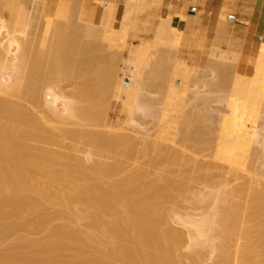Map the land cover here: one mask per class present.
Masks as SVG:
<instances>
[{
  "label": "bare ground",
  "instance_id": "1",
  "mask_svg": "<svg viewBox=\"0 0 264 264\" xmlns=\"http://www.w3.org/2000/svg\"><path fill=\"white\" fill-rule=\"evenodd\" d=\"M52 2L55 0H6L3 7L0 6V264H264V171L251 165L252 161L259 157L261 159V151L264 148V133H259L257 125L259 114H264V110L259 108L257 111L253 109L254 103L249 104L253 95L257 96L255 99L259 96L262 97L259 99L264 98V58L255 56L264 49V35L260 36L256 46L252 43L246 48L243 59L245 64H251L250 69L246 67L244 70H235L232 66L235 56L233 53L221 51L220 55H215L227 59L229 62L226 64L232 67L231 69L223 64V60L220 65L222 72L227 70L224 74L229 73V68L232 74H240L241 80L247 81L245 89H239L245 90L241 93L243 95H239L245 97L241 106L237 104L238 100L243 98H235L234 100H237L233 106L230 103L233 100L227 99V95L224 96V100L227 99L228 102L226 106L232 104L230 108L233 113L229 110V114L232 113L230 117L235 118V122L231 120L235 129L230 128L232 125L228 121L231 119L227 115L228 110L225 111L226 116H220L218 129L220 124L228 122L230 126L223 128L228 126L226 130L235 132L233 135L228 131L231 132L228 135L226 130L220 127L223 129L222 135H228L226 143L222 139L221 144L229 145L223 146L226 149L224 150L219 144L224 152L218 146L214 147L217 152L211 151L214 154L216 152V157L218 151H221L219 159L214 158L218 161L221 160L222 154L224 157L221 161L227 158L229 149L226 147L231 146L230 152L234 154L228 156L227 166L222 168L226 170L225 175L219 173L222 181H214L219 185L216 186L209 183L212 179L210 175L215 172L210 169L213 162L212 166L207 162L209 167L205 165L206 162H202L200 168L199 160L196 159V165L194 159L193 163L191 162L192 155L188 156L189 159L185 158L194 166L189 169V164L184 165L187 173L192 169L196 172L197 175L194 174L193 177L181 169L183 173L179 169L175 172L177 168L174 167L178 166L176 163L179 158L174 156L176 161L174 166L171 163L172 168L165 164L168 166L166 168H170H165L168 171L160 170V175L157 174L159 171L154 174L152 172L155 168L162 166L159 162L174 160V152L171 154L172 150L169 149L171 146L166 145L169 151L164 149L166 146L161 150V143L153 141L154 146H149L148 150L146 144L143 145V139L140 141L137 136L138 140L132 137L135 141L129 144L128 136L131 134L127 132L126 136L124 132L117 131L118 128L114 132L107 120L104 130H101L102 121V128L99 126V120L106 115L104 111L107 112L105 107L108 99L100 100V94L105 98L107 92H96L99 86L94 87H97L100 80L97 77L114 76L113 80L107 79L112 80L110 83L106 80L109 83H106V89H109L114 105L120 103L122 108L127 107L130 122H133L131 113L137 112L141 115L144 111L145 114L148 112L145 109H150L145 105L148 101L146 94H151V88L156 85L162 87L163 91V95L160 92L163 105L159 117L163 129L170 127L173 115L184 109L187 92L192 86L190 81L193 78V67L186 64L183 56L198 59L196 56L202 53L200 36L203 33L198 34V30L192 27L190 17L184 13L183 8H174L170 3L161 7V0H121V14L115 27L113 19L117 11V0H57L53 7ZM92 3L100 7L97 21ZM153 8L156 12L150 14ZM226 10L224 9V12ZM148 12L152 17H157V23L152 27L153 22L147 20L150 15L145 14L147 17L144 22H151L152 27H149L151 37L145 38L138 34L136 23L142 14ZM224 12L219 14L222 19L226 17ZM26 14L32 16L29 21L23 23ZM183 21H186L184 29ZM144 30L147 29H143L145 33ZM81 39H86L85 46L91 40L97 42L100 48L94 41L91 44L95 43V49H101V54L105 56L102 61L107 65L101 63V54H97L100 56L97 60L101 61H98L99 65L106 67V71L103 65V70L101 69L105 73L99 70L98 65V74L94 75L93 69L90 72L91 60L97 64V60L91 55L90 61H87L85 55L89 68L82 67L84 63L80 60L77 64L76 57L74 58L76 49L81 46L77 52L83 53L82 49L88 52ZM213 42L225 41L217 37ZM76 44L78 47L74 51ZM89 47L88 45V49ZM62 48L66 49L64 53ZM213 52L215 53L212 49L208 54L213 55ZM80 53L75 55H78L77 59H80ZM71 55L75 59L74 64L69 63V60L72 61ZM60 58L68 59V63L74 68L69 65L71 70H68L70 68L59 61ZM82 59L84 60V56ZM64 62L67 63L65 60ZM75 64L78 67L82 65L81 69ZM112 65L117 67L114 68L117 70L114 74H111ZM211 67L213 72L214 67ZM86 68L88 73L85 72ZM72 69H75V74ZM77 69L81 72L85 70L84 75L93 74L91 78L95 86L87 83V75V78H83L86 79L84 81L87 87L89 85L94 88L89 90L96 92L99 98L84 89L86 87L82 88L85 85ZM100 72L105 75L101 76ZM223 77L221 82L224 81ZM80 83L82 86H78ZM103 83L101 80L99 84ZM71 85L81 87L85 93L71 89ZM238 85L240 84L238 83L237 87ZM102 89L104 90L105 86L103 88L102 85L100 90ZM191 89L193 91L194 88ZM198 92L194 93V97L201 99ZM83 95L85 98L87 95L86 100L89 105L93 103L94 107L90 105L89 108L88 104H84ZM209 96L214 95L211 93ZM95 97L96 101L92 100ZM212 97L210 99L214 101ZM97 102L106 105L104 110L98 111L103 112L101 115L95 110V107L100 109L95 106ZM107 103L109 106V102ZM201 114L203 113H200V119L207 115L205 113L201 117ZM262 119L261 128H264V116ZM200 121L202 123L203 120ZM98 126L100 128H97ZM195 131L191 133L192 137L189 133L185 135L187 132L181 136L191 139L197 132L204 133L198 129ZM164 132L159 134V139H163L161 134ZM206 136L204 141L196 138V145L198 142L197 146L202 149ZM223 136L218 134L217 140L220 141ZM207 140L209 142L213 138ZM227 142H231V145ZM188 143L190 145V142ZM256 144L260 145V148L255 146ZM205 147L207 148V145ZM146 149L150 151V155L154 150V156L152 154L148 157ZM211 157L214 161L213 156ZM139 158H144V166L155 167L153 171L150 172L151 167L147 169L132 165L137 163ZM215 162L217 163L216 160ZM262 163L261 166L264 161ZM204 167H208L212 173L208 170L205 172ZM169 171L182 174L176 175L179 177L176 178L171 176ZM232 180L238 181L230 187L229 182ZM190 182L193 185L203 183L200 184L201 187L195 186L199 191L206 188L204 186H207L209 191H215L211 192L213 194L202 192V195L194 190L198 195H191L188 192L195 187L191 185L189 189L190 185L187 186ZM209 184L212 185L211 188ZM185 193L189 199L195 196L194 200L197 202H193L194 206L200 202H209L208 205L212 209L207 205L211 210L206 209L205 213L200 212L201 214L196 212L197 216L199 214L196 219L191 216L190 211L186 210L188 214L179 212L178 207L184 209L181 201L186 197ZM198 205L195 206L196 210ZM36 232L42 235L32 236Z\"/></svg>",
  "mask_w": 264,
  "mask_h": 264
},
{
  "label": "rangeland",
  "instance_id": "2",
  "mask_svg": "<svg viewBox=\"0 0 264 264\" xmlns=\"http://www.w3.org/2000/svg\"><path fill=\"white\" fill-rule=\"evenodd\" d=\"M3 0H1L0 1V6H2L3 7V5H4V3H5V1L6 0H4V2H2ZM57 0H55V2H56ZM55 2H52V7L53 6H55L54 4H55ZM1 8V7H0ZM156 10V9H155ZM154 10V8L153 9H151L150 10V14H153V13H155L156 11ZM194 9H192V11H193ZM155 11V12H154ZM152 12V13H151ZM189 12H191V11H189ZM120 14H121V9H119L118 10V12L117 13H115V15H114V19H113V22H114V25H115V27L117 26V24H118V19H119V17H120ZM145 14H147V16L148 15H150L149 14V12L148 13H144V14H142L141 16H140V18L138 19V21H137V23H136V27H137V29L140 31V29L142 28V30L139 32L138 31V34L140 33L141 34V36L142 37H145V38H149V37H151V35L150 34H152L151 33V31L149 30L150 28H152V27H154L155 25H156V23H157V17H152L151 15L148 17L149 19H147V20H149V21H152L153 22V24H152V27H151V22H149V21H147V23L146 22H144V21H146L145 20V18L147 17ZM31 16L32 15H29V14H26L25 15V18H24V21H23V23H26L27 21H29V19L31 18ZM225 16H226V14H225ZM154 18V20H150V19H152V18ZM224 20H226L227 19V17H224L223 18ZM145 23H143V22ZM141 23V26H140V23ZM22 23V24H23ZM147 24V25H146ZM150 25V26H149ZM31 26H32V23H31ZM143 26V27H142ZM147 27V28H146ZM150 27V28H149ZM32 27H29V29H31ZM28 29V30H29ZM71 29H72V27H71ZM143 29H147V30H144V31H146L145 33L143 32ZM29 31H31V30H29ZM149 33V34H148ZM139 34V35H140ZM28 37H30V36H28ZM205 35L204 34H201V36H200V43H201V46H203V47H201L200 48V50H201V52L202 53H200L199 55H197L196 56V58H198L197 60H195V58H192V59H190L189 60V66L192 68L193 67V75H192V80L190 81V85H192L190 88H189V92H187V97H186V101H185V106L183 105V110H185V112H183V110H181V112H179V113H177V114H175V115H173V117L171 118V125H170V127H168V128H162L161 127V123H160V109H161V107H162V102H161V100H162V96L160 95V92L162 93V95H163V91H162V87H158L157 85L154 87V88H151V94H146L147 95V99L146 100H148L150 103H148V101H146V103H145V105H146V107H150V109H148V108H145V109H147L146 111H148V112H146V114H145V111H144V113L142 112V114L140 115L139 113H137V112H133V113H131L132 115V120H133V122L131 121L130 122V118H128V115L130 114L129 113V111L127 110V107L125 108V106H123V108H122V105L119 103V104H116V105H114L112 102H113V98H112V95H110L109 93V89L107 90L106 88L108 87V85L107 84H109L112 80H113V78H114V76L113 75H110L109 77H105L104 75H102V73H105V72H103L102 70L104 69V71H106L105 70V65H107V63H105V61H102V60H104L105 58V56H103L102 54H101V49H98V48H100L99 47V45L97 44V42L95 41V40H91V42L93 43V41L96 43V45L98 46V48L97 49H95V43L94 44H91V42L89 41V44H88V41L86 42L90 47H89V49H88V45L87 46H85L86 44L84 43L85 41H86V39H85V41L83 40L82 41V39H81V41H82V43H84L83 44V46H85V47H87V48H85V47H82V48H85V49H87L88 50V52H89V54H86V53H88V52H85V50L83 51V49H82V51L81 52H83V53H80V52H77V50H79L80 49V47H78L77 46V44H76V46L74 47V51H75V49H76V52H74V53H80V55L83 57L84 56V60L82 59V57L80 56V59H77V58H79L78 57V55L77 56H75L76 54H74V58L76 57V62H78L77 64H79L80 62H82V63H84L85 65L87 64L88 65V62L87 61H90L92 58H93V56H94V59L95 60H97V58L99 59V55L101 54V57L103 58H101L100 60L102 61H100V60H97V64H95V61H93V59L91 60V62L92 63H94L93 65H91L92 63H90V72H92L91 71V69H93V74L95 75V74H98L97 72H98V69L99 70H101L102 69V65L103 64H105V65H103V69L101 70L102 71V73L100 74L101 76H104V78L102 77H97V78H99L98 80H99V83H101V80H103V84H99L98 83V85H97V83H96V85H97V87H94V88H98V86H99V90L97 91L96 89V92H99V93H106L107 92V95H104V96H106L105 98H103V95L102 94H100V96H101V98H100V100L101 99H104V100H106L107 101V99H108V101L107 102H109V106H108V103L106 102V104H107V106L105 105V104H103V105H101L102 103L101 102H97V103H95V104H97V105H95V106H98V108H100V109H97L96 107H95V110L97 111V113H98V111L99 110H104L105 108H107L106 110H107V112L106 111H104L105 113H106V115L104 114V116H103V120L101 119V120H99V122H100V124H99V122H98V124H99V126L101 125V121L103 122L102 123V129L101 130H104L105 128H104V123L106 122V120H107V122H108V124H109V126H111L113 129L112 130H115L116 128H118V130L117 131H119L120 133L121 132H124V134H126V136H127V134L129 133V134H131V135H133V136H131V135H129L128 137H129V140H130V143L129 144H131V142L133 143L135 140H133L132 139V137L134 138V137H140V141L142 140V142H143V145L144 144H146L145 146L147 147V149L149 150V146L151 147V146H154V144H153V141H158V142H160L161 143V145H159V146H161L162 148H161V150L164 148V146H166V145H168V146H171V148L169 147V149H171L170 151L172 152L171 154H173V152H174V154L172 155V158H174V160L173 161H167V163H166V161H165V163H162V162H164V161H161V162H159L160 163V166H161V168L160 167H158L156 164H155V166L156 167H158L157 169L155 168V167H153V168H155V171L154 172H152V173H154V174H156L155 172H157V171H159V173L157 172V174H161V171L160 170H163V172H166V171H168V170H166V169H170V168H166V166L167 165H171V163H173L172 165L174 166V163H175V157H176V159H178L177 160V162L178 163H176V164H178V166H176L175 165V167L174 168H177V170H175V172H177L178 171V169H179V171H181V170H183V172L184 173H187V169L185 170V166L187 165L188 166V164H189V169L190 168H192V166H193V164L191 165V163H189V162H187L186 160L187 159H189V157L188 156H190V155H192L193 156V158H192V156H190L191 157V162H192V160L194 159V165H196V163L195 162H197L198 160L201 162V163H199L200 165H199V167L201 168V166H202V162L203 163H205L206 162V164L205 165H209V164H207V162L209 161L210 162V164H211V162H213L212 164H213V166H212V164H211V166L212 167H210V169H212V172H213V169H214V171L215 172H213V175L211 176L210 175V177L212 178L211 180H210V178H208V181L210 180V182L209 183H211V184H214V185H216L217 183H219V181H220V183H221V181H222V177L220 176V174L221 175H225V172H226V170L225 169H223L222 170V168L223 167H225V166H227V163H228V156L230 155V154H234L233 152H230V148H231V146H230V148L229 147H226V148H228L229 150H228V153H227V160L226 159H224V161H221L222 160V158L224 157V155L222 154V158L220 157V159L221 160H217V159H219V156H221V151L219 150L220 148H221V150H222V152H224V150H226L224 147L226 146V145H229V144H225L226 142H225V140L227 141V136L229 135V133L231 134V132H232V130L231 129H229V130H226L227 128H229L228 126H230V125H232V124H234L233 122H235V120L233 121V119H235L233 116L234 115H232V117L233 118H231L230 116H231V114L233 113L232 112V108H230V106L232 107V104L233 103H235L236 102V100L237 99H240V98H243V99H240V100H242V101H240V100H238V106L240 105H242L243 103L242 102H244V96H239V95H243V94H241V93H243L242 91H244L245 92V90H240L239 91V89L240 88H242V89H245V86L247 85V81L246 80H241V78L239 77V75L237 74H232V67H230V66H228L229 64H226L227 62H229L227 59H222V58H220V57H215V55L217 54V55H220V53H221V51H223L224 53H233L235 56H234V60H233V62H232V66H233V68L235 69V70H239L241 67H240V65H241V61H244V59H243V57H244V54H245V52H246V46H241V45H235V47H234V45L232 46L229 42L227 43V45H229V46H232L229 50H223V46H224V44L223 43H225V42H220V43H217V42H211V43H206V39H205ZM80 40V39H79ZM79 40H77V41H79ZM77 43V42H76ZM80 43V45H81V42H79ZM91 44V45H90ZM79 45V44H78ZM245 45V44H244ZM92 48V49H91ZM216 48V49H215ZM213 49V51H215V53L213 52V55H210V54H208V52L209 51H211ZM63 50V53H64V51H66V49L64 50V48H62L61 49V51ZM99 50V51H98ZM97 51V52H96ZM98 52H99V55H97L98 54ZM92 53V54H91ZM83 54V55H82ZM85 55H87V61H85ZM92 56V58L90 59L89 57H91ZM96 55H97V57H96ZM255 56L256 57H259V59H262V58H264V49L263 50H261V51H259V52H257L256 54H255ZM70 58H72V61L71 60H69V63H73L74 64V62H75V59L73 58V56L71 55V57ZM209 58V59H208ZM216 58H217V60H216ZM61 59V58H60ZM89 59V60H88ZM206 59H208V60H206ZM222 59V60H221ZM64 60L67 62V63H65L64 62ZM78 60V61H77ZM79 60H80V62H79ZM216 60V61H215ZM223 60L225 61V62H223ZM59 61H62L63 62V64H67V66L70 68V66L69 65H72V64H69L68 63V59L66 60V59H61V60H59ZM71 61V62H70ZM98 61L99 62H101V63H103V64H101V65H99V63H98ZM214 61V62H213ZM220 63H219V62ZM186 62V61H185ZM204 62H205V64H204ZM209 62V63H208ZM222 62H223V64L225 63L226 65H227V67H229V68H231V69H229V68H227L228 69V71H229V73L228 74H224V73H227V70H226V72L223 70V72H222V70L221 69H223L222 67H221V65L220 64H222ZM262 62H264V61H262ZM84 64H82V65H80V66H82V67H88L87 65L86 66H84ZM99 66V68H98V66ZM211 65L214 67L213 68V72H212V70H210L212 67H211ZM67 66L66 65H64V67H65V69H67ZM75 66H77L76 64H75ZM80 66L78 67V69H81L80 68ZM95 66H97V67H95ZM113 66V71L111 70V74H114V73H116V69H117V67L115 66V65H112ZM115 66V67H114ZM195 66V67H194ZM205 66V67H204ZM211 68H210V67ZM72 68H74L73 67V65L71 66ZM77 67H75V68H77ZM96 69H95V68ZM105 67V68H104ZM223 67H224V65H223ZM89 68V67H88ZM98 68V69H97ZM114 68H116V69H114ZM197 68H199V69H197ZM201 68V69H200ZM208 68V69H207ZM225 68H226V66H225ZM76 70V71H78V72H80V74L82 75L81 77L83 78V76H85L86 78H87V76H88V80H87V83H89V85H91V86H95V82H92L93 80H92V78L91 77H93L92 75V73L90 74V72H89V74L91 75H84L85 73H84V71L85 70H83L82 72L81 71H79V70ZM111 69H112V67H111ZM205 69H207L206 71H205ZM218 69H219V71H218ZM68 70H71V68L70 69H68ZM73 70V69H72ZM116 70V71H115ZM197 70V71H196ZM220 70H221V72H220ZM75 71V69L73 70V72ZM115 71V72H114ZM209 71V72H208ZM77 72V73H78ZM85 72H87L88 73V69L86 68V71ZM95 72V73H94ZM197 72V73H196ZM211 72V73H210ZM214 72H215V74H216V76H215V74H214ZM231 72V73H230ZM202 73V74H201ZM222 73V74H221ZM74 74H75V72H74ZM200 74H201V76H200ZM232 74V75H231ZM76 75H78V74H76ZM206 75V76H205ZM208 75V76H207ZM212 75H214V76H212ZM232 76V78L230 77V76ZM223 77V82H221L222 81V77ZM80 77V76H79ZM80 77V78H81ZM90 77V78H89ZM204 77V78H203ZM212 77H213V79H212ZM241 77H243V75L241 76ZM79 78V79H80ZM96 78V76H94V80H96L95 79ZM108 78H110V79H112V80H107ZM211 78V79H210ZM226 78H228V79H226ZM238 78H240V79H238ZM84 79L85 78H83V84L85 85V86H82V84L80 83L78 86H82V88L83 87H86V88H84V89H86L87 91L90 89V90H93L94 88H91V86H89L88 85V87L86 86V84H85V81H84ZM216 79H218V80H216ZM230 79H233V80H230ZM86 80V79H85ZM106 82H105V81ZM89 81V82H88ZM156 81H158V79H156ZM237 82V83H235V82ZM96 82H97V80H96ZM197 82V83H196ZM216 82H219V83H216ZM231 82L233 83L232 85H231ZM107 83V84H106ZM193 83H195V84H193ZM214 83V84H213ZM223 83H225L226 85H224ZM229 83V84H228ZM234 83L236 84V85H234ZM240 84V85H238V87H237V84ZM105 84V85H104ZM103 85V88H104V86H105V89L103 90L102 89V91L100 90V87ZM217 85H222L223 87H218ZM228 85V86H227ZM230 85V86H229ZM234 85V86H233ZM74 87V86H72L71 85V89H78L79 91L82 89L81 87ZM160 86V85H159ZM74 87V88H73ZM198 87V88H197ZM229 87H231V89L229 88ZM234 87V88H233ZM88 88V89H87ZM191 88H194L193 89V91H199L198 93H199V95H200V97H201V99H197V98H195L194 96H195V92H193L192 91V89ZM196 88V89H195ZM201 91H200V90ZM223 91H222V90ZM89 90V92H91L92 93V95H95L97 98H99L98 97V94L96 93V92H94V91H90ZM214 90V91H213ZM226 90H228V91H226ZM238 90V91H237ZM154 91H155V93H154ZM158 91V92H157ZM216 91V93H214ZM226 91V92H225ZM81 92H82V90H81ZM191 92V93H190ZM236 92H237V94H236ZM239 92V93H238ZM83 94L85 93L84 92V90H83V92H82ZM91 93H89V94H91ZM154 93V94H153ZM211 93L215 96H209V95H211ZM234 93V94H233ZM229 94H230V96H229ZM108 95H109V98H111V99H109L108 98ZM202 95V96H201ZM205 95V96H204ZM226 95H227V97H226ZM233 95V96H232ZM236 95H237V97H236ZM90 96V95H89ZM161 96V97H160ZM193 96V97H192ZM208 96V97H207ZM218 96V97H217ZM223 96V97H222ZM224 96L228 99L229 98V100H233V102L231 101L230 103H232V104H229L228 105V107L230 108H228L227 106H226V103L228 104V102L226 101V100H224ZM229 96V97H228ZM93 98L92 100H95V99H97V98ZM206 98V100H204L205 98ZM212 97V99L214 98L215 100L213 101V100H211L210 98ZM255 97L257 98V96H254L253 95V97H251L252 98V100H251V102L249 103V99H248V103L249 104H251L252 105V103H254L253 104V109H255V110H257V109H259V108H261V109H259V110H264V98L263 99H259V98H262V97H260L259 96V98L258 99H255ZM264 97V96H263ZM83 98H84V104L85 105H87V106H89V108H90V105H92V107H94L93 105V103L92 104H90L89 105V103H88V100H86L87 99V95H86V98H85V95H83ZM90 98H92V97H90ZM150 98V99H149ZM161 98V99H160ZM195 98V99H194ZM208 98V99H207ZM235 98H237L236 100H234ZM216 99H217V101H216ZM92 100H91V102H92ZM158 100V101H157ZM211 100V101H210ZM228 100V101H229ZM96 101V100H95ZM98 101V100H97ZM196 101V102H195ZM205 101V102H204ZM235 101V102H234ZM239 101H240V103H239ZM247 103V104H248ZM186 104H187V106L188 107H186ZM197 104V105H196ZM210 104V105H209ZM152 105V106H151ZM190 105V106H189ZM191 105H192V107H191ZM206 105V106H205ZM106 106V107H105ZM233 106H235V104H233ZM105 107V108H104ZM155 107V108H154ZM159 107V108H158ZM185 107H186V109H185ZM197 107V108H196ZM202 107V108H201ZM187 108L189 109V110H187ZM200 108V109H199ZM207 108V109H206ZM211 108V109H210ZM196 109H198V110H196ZM226 109V110H225ZM94 110V109H93ZM92 110V111H93ZM200 110H201V112H200ZM202 110H203V112H202ZM205 110H207V111H205ZM223 110V111H222ZM228 110V111H227ZM229 110H230V112H232L231 114H229L230 112H229ZM96 111H95V113H96ZM150 111V112H149ZM191 111V112H190ZM199 111V112H198ZM213 111V112H212ZM225 111H227V115H229V119L230 120H228V119H226V120H228V121H230L229 123H231L230 125L228 124V122H226L227 124H220V126H219V129H218V122L220 121L219 119L221 118L220 116H222L223 114V116H226V114H225ZM258 111V110H257ZM183 112V113H182ZM193 112V113H192ZM194 112H197V113H195L194 114ZM96 113V114H97ZM152 113V114H151ZM182 113V114H181ZM189 113V114H188ZM200 113H203V114H207V115H205V116H203L202 117V115L203 114H201V119H200ZM221 113V114H220ZM94 114V113H93ZM101 114H103V112H99L98 113V115H101ZM155 115V116H154ZM196 116L197 118H194V116ZM199 116V117H198ZM211 116V117H210ZM214 116V117H213ZM263 116H264V114L263 113H261V114H259V117H258V123H257V125H258V131H259V133L261 134H263L264 132V128H261V125H262V122H263ZM100 117V116H99ZM98 117V118H99ZM186 117H188V118H186L187 120H185V118ZM194 119H193V118ZM228 117V116H227ZM101 118V117H100ZM159 118V119H158ZM203 120L202 121V123H201V121L199 120ZM188 119H190L189 121H188ZM204 119H206V120H204ZM182 122H181V121ZM184 120V121H183ZM215 120V121H214ZM219 120V121H218ZM231 120L233 121V122H231ZM204 121H206V122H204ZM126 122V123H125ZM188 122V123H187ZM191 122H194L195 124H193V123H191ZM213 122V123H212ZM216 122H217V124H216ZM180 123H182L181 125H180ZM187 123V124H186ZM191 123V124H190ZM201 123V124H200ZM221 123V122H220ZM175 124V125H174ZM187 125V127H186V125ZM207 124V125H206ZM126 125V126H125ZM185 125V126H184ZM222 125V126H221ZM224 125V126H223ZM226 125H228L227 126V128H223V127H225ZM96 126V125H95ZM97 127V128H100V127ZM129 126V127H128ZM183 126H184V128H183ZM203 126H205V127H203ZM209 126L210 127V129H209V127L207 128V127ZM182 127V128H181ZM189 127L193 130V131H195V132H197V129H198V131L200 130V132H202V131H204V133H199V132H197L196 133V135L193 137V138H191L190 139V137H192V135H191V133H193V131H191V129L189 130ZM198 127V128H197ZM199 127H201V128H199ZM203 127V128H202ZM220 127H222L223 129H225L226 130V134H228V135H222V128H220ZM233 127V129H235V127H234V125H232L230 128H232ZM95 128V127H94ZM187 128V129H186ZM196 128V129H195ZM96 129V128H95ZM121 131H120V130ZM127 129V130H126ZM185 129H186V131H185ZM262 129V130H261ZM99 130V129H98ZM178 130H180V131H178ZM202 130V131H201ZM218 130H220L221 131V133L218 131ZM261 130V131H260ZM165 131V132H164ZM182 131V132H181ZM228 131H231V132H228ZM234 132H235V130H233ZM114 132H116V130L114 131ZM128 132V133H127ZM136 132V133H135ZM161 132H164L163 134H161L162 135V137H163V139H159L158 137H159V134L161 133ZM185 132H187L186 134H185ZM209 133L210 134V136H209V134H207V133ZM218 132V133H217ZM234 132H232V134L234 135ZM188 133H189V136L190 137H186L187 138V140H188V142H190V145H189V143L187 142V140H186V138H183V136H181V135H188ZM243 133V132H242ZM212 134L214 135L213 137H212ZM218 134L220 135L221 134V136H223V137H220L219 139H220V141L219 140H217V136H218ZM243 134H245V133H243ZM243 134H240V135H243ZM261 134V135H262ZM205 135H207L206 136V142H203V143H205L203 146H201V147H203V149L202 148H200L199 146H197L199 143L197 142V145H196V141H197V137H198V139L200 140V139H203V138H205ZM246 135V134H245ZM199 136H202V138L201 137H199ZM136 137V138H137ZM180 137V138H179ZM185 137V136H184ZM224 137H225V139H224ZM227 137V138H226ZM233 137V136H232ZM231 137V138H232ZM246 137L248 138V136L246 135ZM138 138L136 139V140H138ZM145 138V139H144ZM181 138H183V140L185 139V141L183 142V140L181 139ZM211 138H213V140L211 141H209V142H207L208 140L207 139H211ZM230 138V137H229ZM230 138V139H231ZM135 139V138H134ZM177 139V140H176ZM192 139H195L194 141L192 140ZM223 139V140H222ZM233 139V138H232ZM231 139V140H232ZM133 140V141H132ZM175 140V141H174ZM182 142H181V141ZM198 140V141H199ZM215 140V141H214ZM223 142H225L224 144H221V142L222 141ZM229 140V139H228ZM202 141H204V139L202 140ZM173 142V143H172ZM232 142V141H231ZM231 142H227V143H230V145H231ZM193 143V144H192ZM202 143V142H201ZM210 144V145H208V144ZM214 143H216V144H214ZM151 144H153V145H151ZM159 144V143H158ZM214 144V145H213ZM218 144V145H217ZM219 144H221L222 145V147L224 148V150L222 149V147H220L219 146ZM207 145V148L205 147ZM193 146V147H192ZM213 146V147H212ZM215 146H218V147H220L218 150L220 151H218V157H216L217 156V154H216V152H217V150L216 149H214V147ZM255 146H258L259 148H260V145H258V144H256ZM145 147V148H146ZM172 147H173V149H172ZM195 147V148H194ZM217 147V148H218ZM152 148H154V147H152ZM213 148V149H212ZM146 149V150H147ZM151 149V148H150ZM164 149H166L167 151H169L168 150V148H167V146H166V148H164ZM204 149H206V150H204ZM148 150L146 151V153L148 152ZM153 150V149H152ZM202 150V151H201ZM205 152H204V151ZM209 150V151H208ZM213 150H216V152H215V154L212 152ZM264 148L262 149V151H261V154H262V156H261V159H260V157H259V159H256V160H254L255 161V163H254V161H252L250 164L253 166H257L258 168L260 167L261 168V170L262 171H264V165H262L261 166V164H263L262 162L264 161L263 159H264ZM164 151V150H163ZM196 151H198V152H196ZM176 152H178L177 154H176ZM202 152V153H201ZM208 152V153H207ZM211 152V153H210ZM236 152V151H235ZM263 152V153H262ZM179 153L181 154V156H179ZM194 155H193V154ZM153 154V155H152ZM152 156H154V154H155V152H154V150H153V152H152ZM206 154V155H205ZM208 154V155H207ZM210 154H212L211 156H213V159L216 157L217 159H214V161H212V157L210 156ZM214 154V155H213ZM220 154V155H219ZM148 157L149 156H151L150 155V151L148 152ZM182 155H184L183 157H182ZM202 155H204V156H202ZM175 156V157H174ZM178 156V157H177ZM196 158H195V157ZM202 156V157H201ZM188 157V158H187ZM208 157V158H207ZM211 157V160L209 159ZM185 158H187L186 160H185ZM200 158H202L201 160H200ZM143 160H144V158H142ZM141 158H139V159H137V163H135V164H132V165H136V166H143L144 168H147V169H151L152 167L151 166H148V165H146V166H144V164H143V160H142ZM196 159H197V161H196ZM215 160L217 161V163L215 162ZM258 160H259V162H258ZM145 161V160H144ZM183 161L184 162H186V163H183ZM190 161V160H189ZM226 161V162H225ZM260 161H261V163H260ZM192 162V163H193ZM214 162H215V164H214ZM222 162H224V163H222ZM257 162V163H256ZM259 163V164H258ZM165 164H167L166 166H165ZM186 164V165H185ZM218 164H225V165H218ZM248 165H249V163H247ZM180 165V166H179ZM185 165V166H184ZM246 165V164H245ZM203 166H204V164H203ZM253 166V167H254ZM133 167V166H132ZM135 167V166H134ZM151 167V168H150ZM168 167V166H167ZM171 167V166H170ZM209 167V166H208ZM208 167H204V171L205 172H208V171H210L211 172V170H209L208 169ZM249 167V166H248ZM256 167V168H257ZM153 168H152V170H150V172L151 171H153ZM163 168V169H162ZM166 168V169H165ZM172 168V167H171ZM193 168H194V166H193ZM220 168V169H219ZM251 168V167H250ZM255 168V167H254ZM259 168V169H260ZM135 169V168H134ZM165 169V170H164ZM181 169V170H180ZM203 169V168H202ZM201 169V171H203ZM174 170V169H173ZM198 170V169H197ZM208 170V171H207ZM219 170H220V172H219ZM222 170V171H221ZM133 171V170H132ZM170 171H172V170H170ZM169 171V173L171 174V176L173 175L174 177L176 176V175H178V176H180V174H182V173H175V172H170ZM204 171H203V173H204ZM194 172V173H193ZM211 172V173H212ZM222 172V173H221ZM191 173V174H190ZM193 173V174H192ZM196 172L195 171H193V169H192V171H190V172H188L187 174L188 175H191V176H193L194 177V174H195ZM198 173V172H197ZM220 173V174H219ZM249 173H251V172H249ZM154 174H152V175H154ZM215 174V175H214ZM217 174V175H216ZM248 173H246V175H247ZM152 175H151V177H152ZM195 175H197V174H195ZM249 175H251V174H249ZM150 176V175H149ZM156 176V175H155ZM178 176H176V178L178 177ZM209 176V175H208ZM214 176V177H213ZM179 178V177H178ZM213 178H214V180H213ZM216 178H217V180H216ZM220 178V179H219ZM262 179H264V178H262ZM214 181H218L217 183H214ZM235 181H238V180H232V182H229L230 184H229V186L231 187V186H234L235 184H236V182ZM213 182V183H212ZM188 182H186V184H187ZM192 182H190L189 184H188V186L187 187H189V185H190V188L189 189H191V185H193V184H191ZM200 184H203V183H199V185ZM207 184V183H206ZM199 185H197L196 183H194V187L195 186H199ZM204 185H205V183H204ZM203 185V186H204ZM210 185V184H209ZM214 185H213V187H214ZM218 185V184H217ZM216 185V186H217ZM192 186V187H193ZM211 186L212 185H210V187L209 188H211ZM219 186V185H218ZM200 187H201V185H200ZM204 187H206V188H203V190L202 191H199L198 189H196V187L195 188H193L191 191H193V192H191V191H189L188 193L189 194H191V195H195L196 194V192L195 191H197V193H198V191L200 192V194H202V192H205L206 194H208V192L209 193H211L213 190L215 191V189H210V191H209V189L207 188V186H204ZM198 188V187H197ZM217 188V187H216ZM195 190V191H194ZM213 191V192H214ZM174 192V191H173ZM211 194H213V193H211ZM185 195H186V193H185ZM191 195H188V196H191ZM196 195H198V194H196ZM203 195V194H202ZM205 195V194H204ZM184 198V200L182 199V205H183V207H184V209L181 207V208H179L178 207V209L180 210L179 212H184V213H187V211L189 212V213H191V216L192 217H194L195 219L196 218H198L199 217V214H201L200 212H202V213H205L204 211H206V209H207V211H210L211 209H212V207L210 206V205H208V203L209 202H207V204H205V203H203V202H200V203H197V205H198V208H197V210H196V207H197V205H195L194 206V203L193 202H195V200H196V198H195V196L194 197H190V199L189 198H187V195H186V197L184 196L183 197ZM187 198V199H186ZM194 201H193V200ZM211 201V200H210ZM181 202H179V203H181ZM197 202V201H196ZM195 202V203H196ZM193 205V206H192ZM206 205V206H205ZM207 205L208 206H210V208L208 207L207 208ZM201 206V207H200ZM195 207V208H194ZM200 207V208H199ZM177 208V207H176ZM193 209V210H192ZM195 209V210H194ZM187 210V211H186ZM192 210V211H191ZM178 212V211H177ZM199 213L198 214V216L196 215L197 213ZM182 213H181V215H182ZM192 213L195 215H192ZM188 214V213H187ZM183 215H186V214H183ZM40 235H42V233H40V232H36L35 234H33L32 236H34V237H39Z\"/></svg>",
  "mask_w": 264,
  "mask_h": 264
},
{
  "label": "crops",
  "instance_id": "3",
  "mask_svg": "<svg viewBox=\"0 0 264 264\" xmlns=\"http://www.w3.org/2000/svg\"><path fill=\"white\" fill-rule=\"evenodd\" d=\"M120 1L117 0L118 6L116 13L121 9ZM169 3L174 8H183L184 13L190 17L189 22H191L192 27L198 30V34L203 33L206 36V43L213 42L217 37H221L226 41L223 43V50H229L233 45L235 47L238 44L242 47L246 46V48H249L252 43L253 46H256L260 36L264 35V0H161V7ZM93 5L96 12L94 17L95 21H97L100 7L95 3H92ZM194 5H196L195 8H193ZM192 9L194 10L192 11ZM224 9H227L226 12H224ZM220 12L226 14V20L219 17ZM185 25L186 21H183V29ZM228 42L232 46L227 45ZM183 57L186 64L190 65V58L186 55ZM250 66L251 64L248 65L244 61H241V70H244L246 67L250 69Z\"/></svg>",
  "mask_w": 264,
  "mask_h": 264
}]
</instances>
